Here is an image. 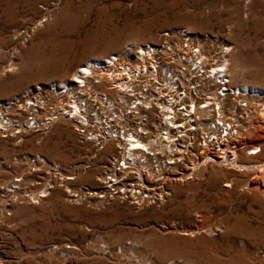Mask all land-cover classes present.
I'll list each match as a JSON object with an SVG mask.
<instances>
[{"label": "rangeland", "instance_id": "obj_1", "mask_svg": "<svg viewBox=\"0 0 264 264\" xmlns=\"http://www.w3.org/2000/svg\"><path fill=\"white\" fill-rule=\"evenodd\" d=\"M167 8L173 13L150 16ZM179 27L230 45L232 85L264 88V0H0V109L68 79L88 56L151 44ZM33 130L0 133V162H19L0 164V264H264V197L252 187L263 181L252 171L210 160L166 181L162 197L139 179L152 196L98 201L74 191L102 185L95 176L113 143L98 152L63 119ZM240 138L262 152L240 154L239 164L264 162V133ZM34 155L42 161L33 170L23 158ZM49 164L60 171L37 196ZM22 177L26 184L7 191Z\"/></svg>", "mask_w": 264, "mask_h": 264}, {"label": "built area", "instance_id": "obj_2", "mask_svg": "<svg viewBox=\"0 0 264 264\" xmlns=\"http://www.w3.org/2000/svg\"><path fill=\"white\" fill-rule=\"evenodd\" d=\"M224 44L212 36L205 34L195 36L187 29L179 27L161 32L154 43L126 45L100 60L95 69L102 73H95L86 85L77 84L71 95L63 97L64 108L60 111L57 110L55 101L51 100L54 95L44 97L47 103L46 112L35 119L28 115L29 125L31 129H37V125L34 127L35 122L39 128H43L61 115L63 119L73 124L77 136L81 140L93 142L96 150L108 141L115 142L117 132L122 133L137 126V131L142 135L144 142L152 143L158 138L162 144L170 143L172 153H168L170 147L163 153L159 149L155 154L161 159L156 162L153 159L155 166L159 163L165 164L164 174L168 176L169 172H172L169 168L175 162L180 164L181 171L189 167H186V164L190 159L199 160L200 149L203 146L213 152L212 158L221 160L226 132L220 129L215 134H210L203 128L204 119L207 118L206 112L194 114L192 104H187L184 110V105L180 103L186 96V89H178V84L186 86L187 90L192 92L195 88L201 89L197 93L194 92L195 98L206 99V103L198 104L200 110L211 105V92H215L219 100H222L226 93L233 95L226 74L219 73L223 66L221 64L227 63L223 52L225 49L230 50V45L225 47ZM207 47L213 51L209 57L202 52ZM215 83L220 85V88H217L218 85ZM43 95L46 94L43 92ZM83 100L89 103L84 106ZM244 104L245 102L237 101L238 107H243ZM74 105L76 111L82 114L75 115ZM218 107L216 104L213 106L215 110ZM188 113L192 115L191 118H188ZM194 119L197 121L194 122ZM215 123L219 124L216 121ZM210 126L214 127L213 123ZM191 132H196L195 136L190 134ZM165 153L171 157L176 153L178 155L176 161L168 159ZM109 158H112V167L119 172L118 168L124 166L123 160L117 162L119 158L117 156ZM36 159L37 156H31L26 161L34 163ZM52 167L58 170L57 165L53 164ZM161 177L156 176L153 179L158 180ZM108 190L110 191L108 197L118 196L117 190L109 188ZM96 191L97 189L82 191L77 188L74 196L79 197L85 192L84 194L88 196L93 194L98 198L99 193L96 194Z\"/></svg>", "mask_w": 264, "mask_h": 264}, {"label": "bare ground", "instance_id": "obj_3", "mask_svg": "<svg viewBox=\"0 0 264 264\" xmlns=\"http://www.w3.org/2000/svg\"><path fill=\"white\" fill-rule=\"evenodd\" d=\"M36 1L37 0H26V3L28 4V6L33 7ZM151 13L152 14L150 16H160V15L167 16L169 14H172L173 10L168 9V8L164 9L163 11H158L156 9H153ZM182 16L184 18H187L191 15L182 14ZM198 35L200 34H195V36H198ZM224 45L225 47H227L229 44L225 43ZM225 51H226V54H225ZM225 51L223 52V57H226L227 63L221 64V66L223 65L224 67L223 66L221 67L222 69L219 71V73L222 72L226 74L227 79H228V86H229V89L231 88L233 90V95H230V94L228 95L226 93L225 97L222 100H219L218 96H216V93L211 92L210 93V95L212 96L211 105L206 106L204 110H200L198 104L206 103V99L204 97L195 98V95H196L195 93L199 92V90L201 89H199V87L195 88L194 89L195 93H194L192 91H188L186 86L182 84H178V89H182V88L186 89L185 90L186 96L183 97V100L180 103L184 105L183 106L184 110L187 108V104H192L194 114L200 113V112H204V113L206 112L207 118L204 119L203 128L208 130L210 134H215L220 129L221 131L226 132V136L223 139V146H224L223 158L221 160H218L216 157L212 158L211 155H213V152L209 151L206 147L203 146L200 149L201 157L199 158V160L197 159L193 160V158L190 159L189 160L190 165L189 163L186 164V167L187 166L189 167H187V169L183 168L181 169V171H179L180 164L175 162V164L170 166L169 169L172 170V172L170 171L169 172L170 175L168 176L164 174L165 169H166L164 168L165 164L159 163L158 165H156L157 166L156 167L155 163H153V159H155L154 162L159 161L161 159L158 155L155 154V152L158 151L159 149L161 150L160 152L163 153V152H166L165 151L166 148L169 149L170 147L168 153H172L173 150H171L170 143L162 144V141L159 140L158 138H156L155 141L152 143L150 141L144 142L142 135L137 131V126L128 128L127 131H123L122 133L117 132V138L115 139L116 140L115 142L110 141L113 143L114 149L116 148L115 146H118V147L114 150V152L109 157H116V156L119 157L117 162L120 160H123L124 166L119 167L118 168L119 172H118L111 165L113 163L112 158H108L105 165H103V167L99 170V172L95 176V178L100 183H102V185H100L99 188L98 187L95 188L97 189L95 193L96 194L99 193L98 198H96L98 201H104V200L114 198V197H108L109 192H110L108 188L110 190H113V189L117 190V194H118L117 197L123 198L124 194H126L127 197L131 199H135L137 202H138V199L136 198L141 199L142 195L150 194V196H152L153 194L150 191L141 187L142 185H140V181H138L139 179H143V182L145 180V182L147 181L155 182L157 185H159L161 189H159L158 195L162 197L166 194L165 190L162 189V186L166 181H168L169 179H174V178L176 179L189 178V176L192 175L194 168L196 166L199 167V164L204 165L210 160H213V161L215 160L219 162L220 164L228 166L229 168L237 167L239 169L243 168L244 170L252 171L254 177L261 178L263 181V184H258L256 182H253L252 187H255V188L258 187L260 189V194L264 197V162H260L258 164H239V161H238V157L240 156V154H243L248 157H253L262 152L261 146L257 144L259 146L258 147L256 144L249 143L245 139L242 140L240 136L252 137V136H258V132L264 133V88L258 85L246 86L248 85L246 83L240 84L239 85L240 87L232 85L230 82L229 75H228V62H229L228 56H229V52L231 51V47H230V50L225 49ZM202 52L206 54L207 57H209L211 56L213 51H211L210 48L207 47ZM110 54L112 53L109 52L107 55H104L103 57L88 56L86 60L76 65L77 66L76 69L71 73L68 79L55 80L52 83L43 85L44 91H42V93H39L38 91L40 87L33 88L31 93L34 94V96H31L30 98L24 97L23 99H21L20 103H18L19 100L16 101L17 104L15 102L14 103L12 102L17 99V96H14L13 98L9 100H4L2 104L7 105V106L6 108H3V109H6L4 110L6 113H4V111L0 109V129H1L0 133L1 132L7 133V132H11L12 130H16V132L31 130V126L29 125V120L27 119V116L31 115L30 118L34 117L35 119L37 118L36 116L39 117L40 115L46 112L47 103L44 97L47 98V97L54 95L53 99L51 100L55 101L56 108L58 111H60L62 108H64L63 107L64 106L63 97H66L67 95H71L75 91V86L77 84L79 86H81V84L86 85V83L89 82V80L91 79L90 77H92L95 73H99V74L102 73V71H100L99 69H95L96 68L95 66L96 64L100 62V60L108 57ZM237 58H240L239 53L237 54ZM107 62L109 61L107 60ZM237 74H239V71L237 72ZM215 85H218V84L215 83ZM244 86L246 87L243 89H240ZM249 87H252L250 88L251 90L246 91V90H249ZM217 88H220V85H218ZM241 91H244V92H241ZM43 92L46 95H43ZM253 92H255V94ZM254 95L258 96L259 99L257 98L252 99ZM238 100L240 103L245 102L243 107L237 106ZM83 101H84V106L87 103H89L86 100H83ZM69 103H73V102H69ZM214 104L219 106L217 110L213 108ZM74 109H75V105H74ZM78 114H82V113L80 111H76L75 109V115H78ZM224 114H225V117H224ZM238 114H241V116H238ZM187 116L188 118H191L192 115L188 113ZM12 118H16V120L13 121ZM235 118L239 119L240 121H244L245 123L243 124L239 120H236L237 124H235L234 122ZM60 119H63V116L60 115L59 117H57V120H55L54 122ZM63 120H66V119H63ZM195 121L197 120L194 119V122ZM215 121L218 122L219 124H216ZM54 122H52L51 124H53ZM211 123H213L214 127L210 126ZM34 124H35L34 127H36L37 125V129H39L38 127L39 125L35 122ZM37 129L33 131H36ZM57 132L58 131L48 134L46 138H50L52 135H56ZM195 133L196 132H191L190 134H193L195 136ZM228 138H232V139H228ZM110 142L108 141L107 143H105L103 147L98 148L97 151L100 152L103 150L104 151L112 150V146L110 145ZM26 143H30V141H27ZM90 144L92 145V147H94L93 142H91ZM117 149H120V150H117ZM151 152L153 153L152 155H151ZM97 154L98 153H96V155ZM166 155L167 154L165 153V156ZM177 156L178 155L176 153H174L173 157H171L170 154L167 155L168 159H171L173 161H176ZM26 160H28V157L23 158L24 164L27 167H33V170L35 169L34 167L38 165V162L42 161L41 158H39V156H37V159L35 160L34 163H30L29 161H26ZM9 163H10L9 166L19 164L18 161L11 163V161L9 160H7L6 162L5 161L0 162V164H6V165H8ZM39 165L41 168H43L45 165L44 160H43V163ZM154 167H156L155 170L157 172H155ZM59 171L60 170L53 169V167L50 166L49 164L47 173L50 172V174L52 175H47L45 177L46 180H44L43 183H40L42 187L44 186V189L40 191L41 192L40 195H37V194L35 195L41 196L44 193H46V187L47 188L52 187V185H50L49 182L46 183V181H49L50 177L54 176L53 174L57 175ZM156 176H162V177L161 179L154 180L153 178ZM47 177L49 178L48 180H47ZM108 177L109 179H107ZM51 179L50 181H52ZM14 183L11 184L10 186L11 188L8 187L7 191L13 192L15 191L14 189L17 190L19 186L26 184L23 177L19 179H15ZM227 185L229 184L224 183V186H227ZM41 186H38L37 189L38 190L41 189L42 188ZM138 190L143 191V193L133 194L134 192Z\"/></svg>", "mask_w": 264, "mask_h": 264}]
</instances>
